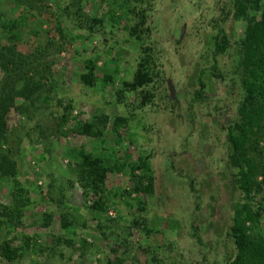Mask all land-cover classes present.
<instances>
[{
    "label": "rangeland",
    "instance_id": "obj_1",
    "mask_svg": "<svg viewBox=\"0 0 264 264\" xmlns=\"http://www.w3.org/2000/svg\"><path fill=\"white\" fill-rule=\"evenodd\" d=\"M231 11L232 0H0L1 151L18 182L0 174V245L19 250L13 260L0 253V264H222L232 255L226 231L239 191L225 127L241 94L246 19ZM220 13L229 42L213 59ZM85 60L91 84L79 79ZM139 67L150 79L133 88ZM84 153L106 166L95 193ZM254 200L264 203V181ZM257 229L264 236V215Z\"/></svg>",
    "mask_w": 264,
    "mask_h": 264
},
{
    "label": "trees",
    "instance_id": "obj_2",
    "mask_svg": "<svg viewBox=\"0 0 264 264\" xmlns=\"http://www.w3.org/2000/svg\"><path fill=\"white\" fill-rule=\"evenodd\" d=\"M222 9L221 13L224 11V8ZM247 9L255 12L247 16ZM221 13L212 20L215 29L211 51L213 59L225 50L229 42L220 24ZM231 14L234 18L244 17L246 23L239 40L240 52L236 63L241 94L235 118L227 122L225 127L228 161L236 167L234 183L239 195L232 203L230 222L226 231L232 243L233 253L222 264H264V236L257 229L259 218L264 215V203L254 200L261 189V182L264 181V0H232ZM212 65L215 66L214 61ZM84 68L85 71L79 74V79L91 84L94 79L93 64L85 60ZM202 71L203 68L198 71L199 87L193 90L191 100L201 93L204 85ZM149 79L148 70L139 67L135 70L129 85L134 88ZM5 113L6 101L0 98V174L14 178V161L1 151L6 131ZM88 127L89 125L85 124L84 131H88ZM81 163L89 180L88 184L95 193L104 182L106 166L101 163L100 158L87 153L81 156ZM13 181L18 184L15 178ZM148 183L146 188L151 190V183ZM189 186L193 189L191 185ZM18 211L17 206L10 207L7 220L16 217ZM191 223L193 234L197 242L201 243L197 228L193 221ZM0 253L3 258L13 260L18 257L19 250L12 248L8 241L3 240Z\"/></svg>",
    "mask_w": 264,
    "mask_h": 264
},
{
    "label": "water",
    "instance_id": "obj_3",
    "mask_svg": "<svg viewBox=\"0 0 264 264\" xmlns=\"http://www.w3.org/2000/svg\"><path fill=\"white\" fill-rule=\"evenodd\" d=\"M169 89H170V86H169ZM170 94H171V90H170ZM170 94H169V95H170Z\"/></svg>",
    "mask_w": 264,
    "mask_h": 264
}]
</instances>
